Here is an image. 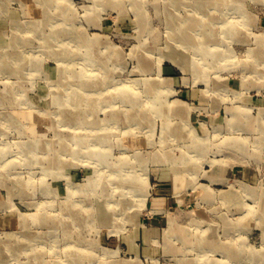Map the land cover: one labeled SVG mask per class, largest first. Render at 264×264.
<instances>
[{
	"label": "rangeland",
	"instance_id": "obj_1",
	"mask_svg": "<svg viewBox=\"0 0 264 264\" xmlns=\"http://www.w3.org/2000/svg\"><path fill=\"white\" fill-rule=\"evenodd\" d=\"M134 1H0V264L73 244L81 264H264V0ZM79 84L103 95L82 101L86 124H58ZM104 176L128 182L121 198ZM85 196L126 207L65 233L62 204Z\"/></svg>",
	"mask_w": 264,
	"mask_h": 264
},
{
	"label": "bare ground",
	"instance_id": "obj_2",
	"mask_svg": "<svg viewBox=\"0 0 264 264\" xmlns=\"http://www.w3.org/2000/svg\"><path fill=\"white\" fill-rule=\"evenodd\" d=\"M48 1L49 0H45V2H48ZM60 2H64V1H60ZM132 2H133V4L136 5V2L134 0L133 1L131 0V3ZM196 2L199 3V5L202 6L203 0H196ZM63 6H64V3H61L60 4V8L62 9ZM135 11L138 14L139 10H138L137 7L135 8ZM192 17L194 18L195 21L190 22L191 25L189 27V32L191 34H193V33L194 34H199L200 32H199L198 28L201 27L200 18L199 17H194V16H192ZM229 24H232V23H229ZM13 25L15 26L16 24L13 23ZM17 27L19 28V26H17ZM27 27H29V26L27 25L26 28ZM55 32L58 33L56 30H55ZM83 42L95 44V41L91 40V39H86ZM203 43H204V39L203 38H199L198 39V45H203ZM208 44H209V42H208ZM215 46L211 47L210 50L214 49V48H217ZM195 50L197 52H199V53L203 52L201 47L198 48V49L196 48ZM200 55H202V54H200ZM174 60L183 69L187 70V68H190L189 64H187V63L184 64L183 62L179 61L175 57H174ZM185 62H186V60H185ZM200 64H202V63H200ZM9 65H12V64L11 63L8 64L6 62H0V70H2V71L9 70L10 69ZM83 73L80 72V75L82 76ZM67 76L70 77V78L73 77V76H69V75H67ZM75 76H76V74H75ZM75 79L77 80V78H75ZM71 83H72V81L68 82L67 85L69 87H71L70 86ZM88 86H90V84H79V88L78 89H79L80 95L78 96V100H76V103H74L73 105H71V104L69 105L67 103V100L64 101L63 98H62V103H59V105L61 106V111H60V113L57 112V114H59L58 124H62L63 123V124H67L69 126L78 125V124H86V121L83 120V117H84V115L87 116L88 112H86L82 108V105H81L82 101H88V100L90 101V100H92L94 102V100L92 98L97 100L103 95L101 92H99V94L93 93L92 92L93 91L92 88H91L89 93H84L85 89L89 91V88L88 89L85 88V87H88ZM128 93H129L128 90L126 92H123V94L119 93V94H117V98L121 97V98H123V100H126L128 97L125 96V94H128ZM105 100H106L105 102H108L110 100V96L105 98ZM78 101H79V103H78ZM90 105H94V104L88 102L87 107H90ZM89 113L91 114V112H89ZM13 120L15 121V118ZM47 120L49 122H53V120H51L49 117H48ZM47 120H45V121H47ZM57 138H58L57 144L60 145V148L56 147L55 145H50V146H55L54 149H53V151H54L53 153L54 154H52V156L50 158V160L52 161V164H54V165H56V161H60L61 158H63L59 154L60 149L62 151L68 152L70 143L78 141V137H77L76 131L75 132L71 131V132H69V134H61L60 132H58ZM28 151H29L28 153L30 154V155H28V156H30V160L32 162L33 161H35V162L38 161V159L35 156L34 152L32 150H29V149H28ZM2 156H3L2 152L0 151V164L3 165V163L6 162V158H3ZM59 156H61V158H58ZM101 179H102L101 182H99V183L97 182L95 184V188H98V186H100V188H105V187H107L109 185L110 182H112L114 180L116 182L117 186H118L117 195H118L119 198H121V196H122L121 193L118 194V192H121V188L124 187V186L128 187V182L127 181L118 180L114 176H110V177L104 176ZM132 183L133 182H131V184ZM70 186L72 188L71 184H70ZM80 186H79L78 190L75 191V192H72V194H75L76 192L83 191ZM21 187H23V185L19 186L20 190L23 189ZM87 201H88V199L85 196L82 201H74L73 202V201H69V199H67L65 201V203L62 204L61 209H62L64 215L62 217L58 218L59 219L58 220L59 221L58 224L63 225L65 227V230H66L65 233H71L72 232L70 230V228H69V225L77 226V227L78 226L89 227V226H91V223H93V221H95L96 219H100L101 222H109V221H111V220H113L115 218L114 215L117 214V211H120V210H122V209H124L126 207V205L120 206L119 202H117V204H116L115 202L109 201L106 198H99L97 200V202H96V206L95 205L94 206L93 205H86V203H88ZM42 216H43L44 220H46V222H51V221L53 222V220H55L54 217L48 216L47 213H43ZM35 221L38 222L39 218H37ZM53 223H56V222H53ZM55 232H56V227L53 226V228L52 229L49 228V230L46 233L49 234V235H53V234H55ZM8 234L9 233H7L6 235H8ZM16 250H18V249H16ZM66 257H67L66 261H65V259L63 261L55 260L52 264H81V263H77L76 261L78 259H84V258H88V257L93 259V257H91V255H90L88 247L87 248L79 247L76 244H73L72 246H70L69 248L66 249ZM90 264H99V263L91 262ZM103 264H105V263H103ZM111 264H126V263L112 262Z\"/></svg>",
	"mask_w": 264,
	"mask_h": 264
}]
</instances>
